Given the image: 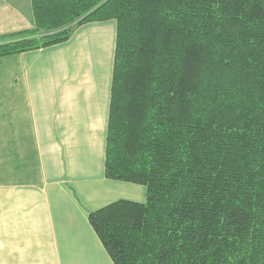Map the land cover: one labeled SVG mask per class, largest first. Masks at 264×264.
I'll list each match as a JSON object with an SVG mask.
<instances>
[{"label":"trees","instance_id":"obj_1","mask_svg":"<svg viewBox=\"0 0 264 264\" xmlns=\"http://www.w3.org/2000/svg\"><path fill=\"white\" fill-rule=\"evenodd\" d=\"M31 1L0 57L117 21L105 175L146 199L89 212L113 262L264 264V0Z\"/></svg>","mask_w":264,"mask_h":264},{"label":"crops","instance_id":"obj_2","mask_svg":"<svg viewBox=\"0 0 264 264\" xmlns=\"http://www.w3.org/2000/svg\"><path fill=\"white\" fill-rule=\"evenodd\" d=\"M34 27L31 0H0V37ZM117 21L0 57V264H115L88 214L146 186L105 175Z\"/></svg>","mask_w":264,"mask_h":264}]
</instances>
